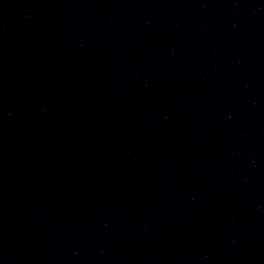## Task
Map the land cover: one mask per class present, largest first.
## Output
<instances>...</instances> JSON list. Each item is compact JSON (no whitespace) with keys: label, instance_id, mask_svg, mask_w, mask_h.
<instances>
[{"label":"water","instance_id":"1","mask_svg":"<svg viewBox=\"0 0 264 264\" xmlns=\"http://www.w3.org/2000/svg\"><path fill=\"white\" fill-rule=\"evenodd\" d=\"M0 264H264V134L200 0H0Z\"/></svg>","mask_w":264,"mask_h":264}]
</instances>
